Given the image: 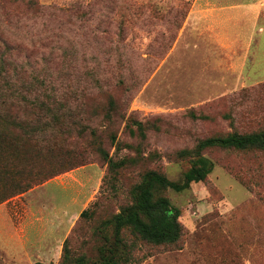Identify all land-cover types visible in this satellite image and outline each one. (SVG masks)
<instances>
[{
	"label": "rangeland",
	"instance_id": "374dc122",
	"mask_svg": "<svg viewBox=\"0 0 264 264\" xmlns=\"http://www.w3.org/2000/svg\"><path fill=\"white\" fill-rule=\"evenodd\" d=\"M195 4L196 22L187 26ZM217 6L0 0V91L21 93L0 107V196L21 167L4 147L23 137L18 127H34L43 155L36 167L75 169L4 203L15 209L23 207L16 198H29L37 209L45 200L46 214L65 215L71 249L84 264L99 260L113 240L105 223L132 204L145 172L179 183L192 168L180 152L209 137L264 129V93L255 89L264 84V33L224 28ZM238 33L262 41L249 49L236 43ZM35 99L62 123L46 125V111L29 105ZM94 143L125 166L110 171ZM203 155L214 165L205 182L157 194L181 212L180 241L155 246L126 230L131 256L121 264H264V150L212 148ZM62 252L58 260L46 254V264H60Z\"/></svg>",
	"mask_w": 264,
	"mask_h": 264
},
{
	"label": "trees",
	"instance_id": "16d2710c",
	"mask_svg": "<svg viewBox=\"0 0 264 264\" xmlns=\"http://www.w3.org/2000/svg\"><path fill=\"white\" fill-rule=\"evenodd\" d=\"M255 89H257L258 93H264V84L257 86ZM10 95L16 96L17 91H0V107L6 105L5 98ZM20 95L21 93L16 97L18 98ZM244 97L247 98L245 95ZM23 101H25L24 98ZM29 105L34 110L42 109L46 111L45 120L48 121L50 119L46 125L55 127L58 125L57 122L62 123L61 118L63 117L56 113L47 103L41 104L40 101L36 100L35 103L33 102ZM60 108H63V105ZM71 116V114H68L66 118L69 119ZM190 116L196 118L194 114ZM0 122H3L1 109ZM72 125L74 126V124ZM136 125L141 137L146 139L144 125L140 122H137ZM66 126L67 128L72 127L71 123ZM18 129L24 133L23 137L16 134L14 143L5 146L4 151L11 154V157L18 161L21 167L15 173V176L9 177V181L11 180L12 182H9L11 188L6 189L5 192L3 191L4 193L2 192L0 205L13 197L29 192L35 186L43 185L49 180L75 169L69 168L62 172L49 170V172H46V167L44 166L41 169L39 167L37 168L36 166L41 163L43 156L35 144L39 140L38 130L34 127L29 131L20 129L19 127ZM113 142H117L115 136L113 137ZM94 145L96 146V151L108 162L110 171H116L118 168L125 166V161H114L101 145L97 143H94ZM212 148L233 149L237 151L264 150V129L251 133L234 132L227 136L209 137L200 140L193 150L180 152L178 157L184 160H191L192 168L186 172L183 180L179 183L170 181L164 174L155 170L145 172L141 183L136 185L132 190V204L124 207L119 214L105 223L106 226L108 223L114 228L113 240L109 242L107 240L108 244L101 249V252H103L102 256L94 264H121L122 261L129 259L131 253L128 252V243L124 235L126 230L138 236L142 241L155 246L176 245L183 234V226L180 222L181 212L172 205L167 197L157 196V194L160 191L167 190L182 192L190 188L193 183L205 182L212 173L214 165L209 159L204 157L203 153L205 150ZM87 216L88 210H85L81 214V219ZM71 238H67L64 242L60 264H84L83 258L77 257L73 253L71 249ZM107 247H110V249L107 250ZM120 249H124V251L121 253Z\"/></svg>",
	"mask_w": 264,
	"mask_h": 264
},
{
	"label": "crops",
	"instance_id": "0c3cea01",
	"mask_svg": "<svg viewBox=\"0 0 264 264\" xmlns=\"http://www.w3.org/2000/svg\"><path fill=\"white\" fill-rule=\"evenodd\" d=\"M234 2L230 4L229 0H218L217 7L219 16L224 21L223 27L242 32L256 29L257 35L264 33V0ZM197 7L195 4L190 11L187 26L196 22ZM205 17L209 19V16ZM236 35V43L248 45L249 49L254 44L260 45L262 41L256 39L257 35L254 33L252 37L249 34ZM224 39L227 44V39ZM16 199L23 207L10 209L12 207L7 204L9 202L0 205V264H46V254L58 256V260L67 238L65 215L46 214L45 200H40L42 205L36 209V203L32 199L26 198L27 202L21 197Z\"/></svg>",
	"mask_w": 264,
	"mask_h": 264
}]
</instances>
